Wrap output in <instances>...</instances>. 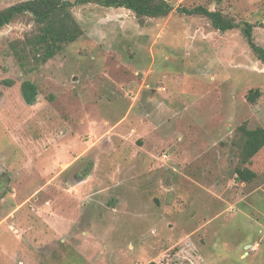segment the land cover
Returning <instances> with one entry per match:
<instances>
[{"label":"rangeland","instance_id":"1","mask_svg":"<svg viewBox=\"0 0 264 264\" xmlns=\"http://www.w3.org/2000/svg\"><path fill=\"white\" fill-rule=\"evenodd\" d=\"M161 1L74 7L82 36L44 64L14 53L30 15L0 29V264H264V148L236 181L241 127L264 128L242 32L264 48V0ZM199 6L238 27L181 12Z\"/></svg>","mask_w":264,"mask_h":264},{"label":"trees","instance_id":"2","mask_svg":"<svg viewBox=\"0 0 264 264\" xmlns=\"http://www.w3.org/2000/svg\"><path fill=\"white\" fill-rule=\"evenodd\" d=\"M97 4L107 8H125L135 13L140 20L144 17L163 18L168 16L173 8L159 0H27L0 10V29L10 24L16 17L30 15L37 26L34 33L28 36L24 42L18 43L15 49H21L22 53L14 51L17 60L27 61L26 52L33 53L39 64L46 63L57 55L64 45L71 44L79 39L83 32L79 23L72 14V9L85 4ZM181 12L188 15H202L207 17L213 27L221 32H227L238 27L231 19L225 18L219 12H212L204 7L194 9H181ZM254 26L245 23L242 28L243 35L258 60L264 64V48L258 46L253 39ZM27 46L29 49L26 50ZM11 84V82H7ZM22 94L27 104H34L37 91L30 83L22 86ZM259 94L251 91L248 101L255 103ZM241 145L239 155V166L236 169V181L251 183L257 178V174L248 168L252 159L264 148V128L257 127L248 129L241 127ZM155 264V263H150Z\"/></svg>","mask_w":264,"mask_h":264}]
</instances>
